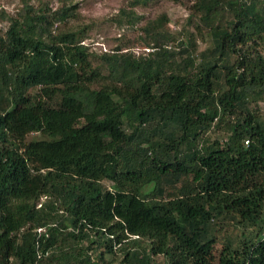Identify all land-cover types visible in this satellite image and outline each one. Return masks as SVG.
Here are the masks:
<instances>
[{
	"label": "trees",
	"instance_id": "trees-1",
	"mask_svg": "<svg viewBox=\"0 0 264 264\" xmlns=\"http://www.w3.org/2000/svg\"><path fill=\"white\" fill-rule=\"evenodd\" d=\"M189 10L193 30L177 51L156 46L154 19L141 28L154 42L145 57L107 53L96 65L81 33L54 28L73 5H26L21 21L9 17L0 33V264L117 255L121 264H264V0H194ZM123 13L131 26L140 19ZM196 35L207 42L200 51ZM30 134L41 138L25 141ZM225 215L261 225L235 259L213 251Z\"/></svg>",
	"mask_w": 264,
	"mask_h": 264
},
{
	"label": "rangeland",
	"instance_id": "rangeland-1",
	"mask_svg": "<svg viewBox=\"0 0 264 264\" xmlns=\"http://www.w3.org/2000/svg\"><path fill=\"white\" fill-rule=\"evenodd\" d=\"M194 0H148L143 3L140 0H0V12H4L7 17L0 18V33L3 32L9 22V17L20 20L22 9L27 5L33 11L52 12L62 4L73 5L75 14L64 26L56 23L55 27L75 30L83 35L84 43L92 59V64H102V56L112 53H132L136 57H145L152 47L153 39L144 36L141 28L154 19L161 21L159 34L164 36H154L157 47L164 45L172 47L177 51L179 43H184L192 32L189 26L188 16L190 6ZM133 13L140 17L139 21L132 26L127 24L124 13ZM193 49L200 51L207 42H203L199 37H195ZM177 59V57L175 58ZM107 72L103 71V75ZM32 93H35L34 91ZM257 115L264 118V98L259 101ZM219 138L223 131L211 133ZM39 134L26 136L25 141L39 140ZM105 187L109 188L111 182L104 181ZM165 188V197L171 193L170 183L162 184ZM179 185V184H178ZM153 183L145 186L144 191L149 194L152 191ZM150 196V195H149ZM44 197L40 200L43 201ZM261 225L252 226L238 224L236 217L225 215L218 220L214 227L213 251L218 255L224 251L227 256L233 259L237 257V252H241L244 246H248L258 233ZM121 255L107 257L105 264H121ZM150 264H165L162 256H154Z\"/></svg>",
	"mask_w": 264,
	"mask_h": 264
},
{
	"label": "built area",
	"instance_id": "built-area-1",
	"mask_svg": "<svg viewBox=\"0 0 264 264\" xmlns=\"http://www.w3.org/2000/svg\"><path fill=\"white\" fill-rule=\"evenodd\" d=\"M245 144H247V141H245Z\"/></svg>",
	"mask_w": 264,
	"mask_h": 264
}]
</instances>
